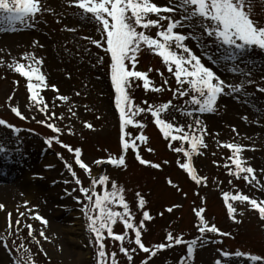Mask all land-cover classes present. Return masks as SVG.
Returning <instances> with one entry per match:
<instances>
[{
  "label": "rangeland",
  "instance_id": "374dc122",
  "mask_svg": "<svg viewBox=\"0 0 264 264\" xmlns=\"http://www.w3.org/2000/svg\"><path fill=\"white\" fill-rule=\"evenodd\" d=\"M155 2L158 6H168V0ZM260 3L261 0H256L253 19L264 23V11ZM45 4L50 10L38 15L35 22L29 20L24 24H16L15 31H0V118L18 129L17 132H12L9 128L0 126V148L4 149L0 152V186H10L6 179L2 181L8 174L21 178L26 172L33 174V180L37 179L32 189L23 187L13 196L0 194V204L5 206L0 210V246H4L10 264H18L19 259L24 256H31L34 264H97L95 238L88 230V220L82 211L88 201L79 192V186L75 184L65 163L72 165L84 187H90V178L75 165L74 155L66 148L60 147L55 140L50 147L44 143L46 138L53 137L73 149L82 150L81 159L91 168L92 178L108 175L109 184L98 186V193L102 194L104 187L110 191L112 182L124 189L125 201L134 213L136 223L142 218V210L138 207L136 197L137 192L141 193L146 200L143 210L148 211L152 217L145 222L142 230V242L146 246L167 244L166 235L171 232L174 237L179 236L184 241L198 240L194 260L190 264H214L217 259L221 260V264H250L244 257H235L236 251L264 257V222L259 220L258 213L246 203L233 202L237 208L234 222L228 217L222 198L225 192L235 194L239 191L251 198L264 199V191L243 179L229 177L228 169L223 165L230 163L227 158L231 153L220 147L222 143L241 144L245 148L243 156L256 170L257 179L264 182V172L261 171L264 169V92L258 90L264 88V51H252L243 59L223 64L224 69L235 68V73L213 67L207 59L203 60L222 80L243 87L240 93L220 97L215 114L200 116L208 133L205 136L208 147L201 149V154L193 157L197 174L207 178L201 185H197L178 167L176 162L183 159L182 154L169 148L170 141L163 138L152 122L150 113H142L136 117L137 121L145 123L143 132L149 138L146 145H139V151L142 158L161 164L160 169L140 165L131 150L125 154L126 168L96 166L95 160H106L109 155L117 156L121 151L119 114L115 110V93L110 82V57L105 58L103 65L97 63V56L104 55L103 49H97L90 39H98L99 34L92 23L82 22L81 10L75 8L70 0H45ZM165 15L171 16L173 13ZM175 18L179 19V15L176 14ZM7 27V21L0 22V28ZM156 31L151 29L148 34L154 35ZM177 31L189 34L191 30L184 28ZM185 43L197 56H201L195 40L189 39ZM203 43L211 45L213 42L205 38ZM207 50L216 51L215 47ZM27 54H33L43 61L41 71L45 74L49 87L43 89L41 95L49 106V115L55 112L62 117L48 121L61 129L58 134L37 122L45 121V114L28 107L30 101L26 80L8 67L13 61L27 63L21 59ZM138 61L137 69L148 73L155 86L163 87L164 91L145 92L142 82H137L140 86L131 89L135 104L146 107L144 100L155 104L171 100L174 105L191 110V106L184 105V100L189 97L173 99V92L168 89L174 90L177 87L175 77L167 71L161 58L145 49L139 54ZM149 69L152 71L149 72ZM156 70L162 72L163 76ZM165 79L169 81L167 85L163 84ZM52 85L58 88L59 94L68 96L69 100H56L58 93L51 90ZM77 92L80 95H76ZM10 96L13 97L11 101L8 99ZM11 106H19L26 119L16 117L10 111ZM169 111L171 115L164 114L163 118L187 130L193 117H186L171 109ZM86 123L91 124L92 128H85ZM69 128L72 134H69ZM233 128L236 129L235 132L232 131ZM128 131L133 135L139 134L132 126H129ZM171 143L173 148L180 146L179 141ZM148 148L153 151L148 152ZM169 179L178 187L170 186L167 183ZM54 197L62 199V204L71 208V212L65 216L79 224L78 233L81 235L76 242L78 251H74L75 253L70 254L66 248L63 249L65 236L59 231L60 227L53 229L49 226L52 220L55 223L61 222L58 218L52 219L53 209L50 212L46 205L48 199ZM24 199H31V202H22ZM169 207L173 208L172 212L166 210ZM197 207L206 209L204 215L210 225L215 224L218 229L230 235L205 234L204 242L200 244V234L195 226L198 220L194 214ZM114 210L123 211L118 206ZM9 213L11 228L8 227ZM21 213L24 215L21 216ZM37 214L47 220L46 226L34 219ZM17 219L21 221L19 230L15 224ZM26 224L32 225L31 237L24 226ZM113 227L115 234H122L124 231L119 222ZM41 231L46 238L39 235ZM104 235L107 237L106 233ZM129 237L134 239V233L130 232ZM104 243L109 255L113 251L117 253L118 264H130L119 253L120 242L106 238ZM21 244L28 249L27 253L20 247ZM125 247L131 249L136 246L128 245L125 241ZM185 252L184 244L173 245L159 251L150 260V264H180ZM222 252H228L229 256L222 257ZM146 257L147 254L137 251L133 253L131 264H141Z\"/></svg>",
  "mask_w": 264,
  "mask_h": 264
},
{
  "label": "snow or ice",
  "instance_id": "6c2138e0",
  "mask_svg": "<svg viewBox=\"0 0 264 264\" xmlns=\"http://www.w3.org/2000/svg\"><path fill=\"white\" fill-rule=\"evenodd\" d=\"M72 5L81 10L82 22L92 23L95 31L99 34L98 39H90V42L97 49H103V56H97V63L103 65L106 57H110V82L111 89L115 93V110L119 114V146L120 153L117 156L109 155L105 159L94 161L96 166L111 165L115 168H126V153L131 150L134 158L140 165H146L152 169H160L161 164L154 163L142 158L139 151V145L148 143V136L144 134L145 123L136 120V117L142 113H150L152 122L159 129L166 141H170L169 148L177 154H182L183 159L177 160V165L188 177L197 185L206 181V177L197 174L193 166V157L201 154V149L207 148L205 136L207 128L202 123L200 116L204 114H215L218 111V100L222 96H233L240 93L243 85L237 86L229 84L222 80L212 67L203 63L207 59L213 67L221 68L225 71L235 73V68L224 69L222 66L227 61L243 59L250 55L252 51H264V23L253 19L255 14L254 5L256 0H168V6H158L155 0H70ZM260 7L264 11V0H261ZM45 0H0V22L7 21V28H0V31H15L16 24H24L26 21L35 22L38 15L49 11ZM173 13V15H165ZM90 14V15H89ZM179 15V19L175 15ZM155 17V18H153ZM166 22V25L165 23ZM29 27H32L29 24ZM190 29L189 34L177 31V29ZM151 29H156L154 35L148 34ZM70 31L74 29H69ZM205 38L212 40L211 45L203 43ZM195 40L197 47L201 51V56H197L192 49L185 43L186 40ZM38 44V42H37ZM36 46V45H34ZM42 47V45H40ZM215 47L216 51L211 52L207 49ZM147 49L150 53L161 58L167 71L175 77L177 87L172 90L173 99H183L184 105L191 106V110H186L184 106H177L168 101L166 103H149L143 101L146 107L138 106L134 103L131 95L133 87H142L145 92L161 93L163 87L155 86L149 78V74L137 69L139 54ZM24 62L13 61L8 67L20 77L26 80V89L29 108H35L38 112L45 114V121H37L47 127L52 133L58 134L61 129L55 123L48 122L53 119H62L51 112L45 98L41 95L43 89L49 87L46 82V76L41 71L42 59L33 54H27L21 57ZM152 69H149L151 72ZM161 76L162 72L156 70ZM18 83V82H17ZM169 81L163 80L167 85ZM187 85V88H185ZM54 93H58L55 85L51 86ZM264 92V88L258 89ZM80 95V93H76ZM9 101L13 97L8 98ZM56 100L67 102L69 97L63 94H57ZM180 112L186 117H193L191 123L185 127L174 124L163 118L164 114L171 115L170 111ZM10 111L20 120L26 117L22 114L19 106H11ZM75 115V113H73ZM33 119L35 117L33 116ZM174 119V117H173ZM247 119L246 117L244 118ZM0 126L9 128L12 132L18 129L0 118ZM129 126L139 131L138 135H133L128 131ZM85 128H92L91 124H85ZM236 131L235 128L232 129ZM72 134L71 128L68 129ZM74 155L75 165L87 173L90 178V187H84L81 179L73 170L72 165L65 163V167L72 175L74 182L81 195L88 201V205L82 209L88 220V230L94 236L96 245L97 264H118L117 253L113 251L110 255L106 251L104 240L110 238L113 242L119 243V253L123 254L130 262L133 261V253L140 251L147 254V257L141 261V264H150V260L157 256L158 252L173 245L184 244L186 252L180 264H190L194 260V253L197 249L198 240L192 239L184 241L181 237H174L171 232L166 235L165 243L146 246L142 242V230L145 228V222L152 219L148 211H144L146 205L145 198L137 192L138 207L142 210V218L139 223L134 222V213L129 204L125 201L123 195L124 189L117 183H111V190L104 187L102 194L97 192L98 186H107L109 184L108 175H98L92 178L91 168L82 161V150L73 149L64 144L56 137L46 138L44 143L49 147L53 142ZM179 141L180 146L173 148L172 143ZM223 147L231 153L227 158L230 163H225L224 168L228 169V176L237 180L243 179L253 187L264 191V182L257 179L256 170L250 166L243 156L245 148L239 143H222ZM4 149L0 148V152ZM148 152L153 149L148 148ZM164 163H168L164 161ZM264 172V169L261 170ZM167 183L177 188L169 179ZM232 183V180H229ZM223 202L227 210V215L235 222L237 208L233 202L247 204L252 210L258 213V218L264 222V199L251 198L249 195L237 191L235 194L225 192ZM115 206L122 208L123 211H116ZM5 206L0 204V210ZM172 212L173 208L166 209ZM204 207L194 209L195 217L198 223L195 225L200 234L199 243L203 244L205 234L214 236H228L230 233L223 232L215 224H209L204 213ZM21 216L24 214L21 213ZM162 215V213H161ZM9 216L8 227L11 228V214ZM34 219L41 225H47V220L40 215H35ZM119 222L123 226L122 234L114 233V225ZM20 219L15 221L17 230H19ZM28 229V236L33 235L31 224L24 225ZM134 233V239L129 237V233ZM107 234L105 237L104 234ZM45 237V233H39ZM46 238V237H45ZM125 241L128 245L134 244L136 247H125ZM27 253L23 244L20 245ZM222 257H228V252H222ZM235 257H244L250 264H264V257L260 255L247 254L242 251H236ZM18 264H34L31 256L21 257ZM214 264H221L217 259Z\"/></svg>",
  "mask_w": 264,
  "mask_h": 264
},
{
  "label": "bare ground",
  "instance_id": "6f19581e",
  "mask_svg": "<svg viewBox=\"0 0 264 264\" xmlns=\"http://www.w3.org/2000/svg\"><path fill=\"white\" fill-rule=\"evenodd\" d=\"M33 174H28L26 172H24V175L22 174L21 178H15L12 174H8L7 177L3 178L2 181H4V179H6L7 183L10 184V186H0V194L2 195H10L13 196V194L19 189H23V187H27L28 189H32L33 186L35 185L36 180H33L32 177ZM45 180V179H44ZM1 181V180H0ZM18 190V191H19ZM28 191V190H26ZM23 194L25 195V193L23 192ZM62 199H59L58 197H54L53 199H48V210L51 212L52 211V219H56L58 218V220H61V222L55 223L53 220L49 223V226L53 229H58L59 231L65 236L64 238V242H63V249L66 248V251L68 253H75L74 251H78L77 248L78 246L76 245L77 240L80 237V233H78V231H80V228L78 227L79 224L77 223L76 220L71 219L70 217L65 216L67 213H70V207L68 206H64V204H62L61 202ZM22 202H31V199H24V201ZM50 202V203H49ZM54 205H56L57 207H55ZM59 206H63V208H59ZM49 212V213H50ZM5 216V215H4ZM4 216H3V220H4ZM2 215L0 214V219H1ZM1 225V223H0ZM4 246H0V264H10L8 257L4 251Z\"/></svg>",
  "mask_w": 264,
  "mask_h": 264
}]
</instances>
